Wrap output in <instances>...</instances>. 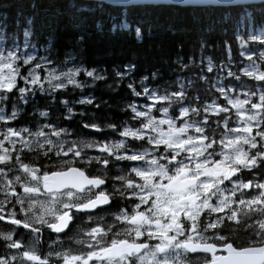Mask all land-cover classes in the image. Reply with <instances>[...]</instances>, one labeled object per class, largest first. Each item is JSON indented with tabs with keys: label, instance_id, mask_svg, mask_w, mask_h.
<instances>
[{
	"label": "snow or ice",
	"instance_id": "1",
	"mask_svg": "<svg viewBox=\"0 0 264 264\" xmlns=\"http://www.w3.org/2000/svg\"><path fill=\"white\" fill-rule=\"evenodd\" d=\"M213 30L209 26L202 34V46H215L206 38ZM23 35L27 48L34 33L25 29ZM41 47L50 55L40 59L56 53L54 31ZM4 48L0 221H7L9 231L0 233V264H264V173L257 172L264 165V71L255 63L238 69L250 79L227 88L212 84L214 94L203 102L197 93L172 105L170 97L182 98L186 85L158 96L146 86L147 75L139 91L126 84L132 96H147L139 106L124 103L120 111L129 116L118 125L101 122L95 112L78 121L89 133H115L120 139L113 142L66 126L95 103L85 88L106 81V70L98 73L79 58L82 43L65 52L61 62L71 66L63 70L42 68L31 52L21 56L18 44L5 40ZM129 68L135 71L136 64L125 63L123 73L113 69L116 87L105 88L117 90ZM207 71H213L211 60ZM226 75L232 80L231 70ZM150 76L156 79L157 73ZM30 101L35 103L28 110ZM57 105L62 111L54 112ZM26 111L29 121L23 119ZM197 112L202 115L193 118ZM114 200L118 207L110 220L86 216L89 227L78 230L79 238L69 235L77 213ZM45 229L55 239L46 240ZM240 233L244 239L238 240ZM62 237L79 247L65 249Z\"/></svg>",
	"mask_w": 264,
	"mask_h": 264
},
{
	"label": "trees",
	"instance_id": "2",
	"mask_svg": "<svg viewBox=\"0 0 264 264\" xmlns=\"http://www.w3.org/2000/svg\"><path fill=\"white\" fill-rule=\"evenodd\" d=\"M262 9L264 5L260 3L228 7L172 4L121 7L99 0H0V51L5 50L6 40L19 45L21 56L25 52H31L42 68L63 70L71 66L61 62L65 52L78 50L82 43L83 50L78 52L79 58L89 67L95 66L98 73L106 70V81L96 82L94 88H85L84 94L91 93L96 97L95 103L87 106L88 111L95 112L101 122L109 120L118 125L129 116L127 111H120L124 103L133 101L138 106L144 104V93L134 97L125 87L132 83L139 91L142 76H149L146 86L150 91L157 90L159 95L179 88L181 84L186 85L182 98L170 97L172 105H175L182 100L192 101L197 93L203 102L206 96L214 94L211 91L212 84L225 88L229 83L242 84L243 79L250 78L243 77L238 69L247 68L251 63L264 71V46H261L264 45ZM29 18H33L32 24L28 23ZM76 24H82V27H74ZM209 26L214 30L206 38L215 41V46L204 47L201 36ZM25 29L34 33L28 38L27 48L23 35ZM53 31L57 39V51L48 60L40 59L50 55L41 45L43 39ZM78 35L84 37L80 43L76 39ZM178 45H182V48ZM209 60L213 65L211 73L207 71ZM133 62L136 64L135 71L128 69V73L119 80L117 90L105 88L106 83H112L114 89L116 87L117 78L113 69L123 73V65ZM229 70L233 73L232 80L226 75ZM152 72L157 73L156 79L151 78ZM201 75L205 77L203 81L200 80ZM237 75L242 77L239 82L235 80ZM221 76L224 77L223 80L220 79ZM189 88L192 89L191 94L188 93ZM76 95L80 93L77 91ZM37 99L43 107L45 101L40 97ZM34 103L35 101H30L28 110ZM95 104L100 107L96 108ZM79 107L77 106V111ZM60 111L62 109L57 105L54 112ZM195 115L202 113H195L193 118ZM23 119H32L28 111ZM89 119V116H77L66 126L74 128L77 133L84 132L85 129L79 128L78 121ZM84 134L87 135L85 132ZM113 136L116 134L109 136L105 132L99 133L100 139H111ZM257 172L264 173V165ZM261 178L264 179V176ZM115 202L114 200L112 206L117 203ZM235 238L244 239V235L240 233Z\"/></svg>",
	"mask_w": 264,
	"mask_h": 264
},
{
	"label": "flooded vegetation",
	"instance_id": "3",
	"mask_svg": "<svg viewBox=\"0 0 264 264\" xmlns=\"http://www.w3.org/2000/svg\"><path fill=\"white\" fill-rule=\"evenodd\" d=\"M79 110H81V106L79 107ZM85 111V115L82 117V118H85L86 116H89L88 113H89V108L86 106L84 107L83 109ZM81 117V116H79ZM80 128V127H79ZM81 131V130H80ZM87 135H90V134H93V135H97L99 137V134H95V133H89L88 130H85L84 131ZM107 135L108 134H114L113 132H105ZM0 199H3V193H0ZM117 202V203H116ZM115 205L112 206L111 205H105L103 207H98L96 208L94 211L92 212H84V213H77L76 214V217H77V227L73 228L71 232H69V235L74 237V238H79L78 237V230L79 229H87L89 227V224L88 222L85 220V217L86 216H96V215H103L104 216V219L105 221L107 220H110L111 219V216H110V213L116 208L118 207V201H116ZM9 207V210H11V205L8 206ZM20 216V213L17 212L16 213V218H19ZM7 223V221H0V233H6L9 231V229L7 227H5V224ZM13 228H15L16 226H12ZM3 229V230H2ZM2 235H0V244H2L4 241H3V236L1 237ZM44 238L46 240L48 239H55V234H51L47 231V229L44 230ZM29 237L26 235L25 236V240H28ZM62 239H64L62 237ZM64 247L65 249H68V248H76V247H79L78 245H75L72 243V241L68 240V239H64ZM40 251H43L42 249H38V252L37 254H40ZM75 254V253H73ZM202 255V254H201Z\"/></svg>",
	"mask_w": 264,
	"mask_h": 264
},
{
	"label": "water",
	"instance_id": "4",
	"mask_svg": "<svg viewBox=\"0 0 264 264\" xmlns=\"http://www.w3.org/2000/svg\"><path fill=\"white\" fill-rule=\"evenodd\" d=\"M97 1V0H92ZM114 6L130 7L141 4H172L180 6H200V7H215V6H237L246 4H256L259 0H99Z\"/></svg>",
	"mask_w": 264,
	"mask_h": 264
},
{
	"label": "rangeland",
	"instance_id": "5",
	"mask_svg": "<svg viewBox=\"0 0 264 264\" xmlns=\"http://www.w3.org/2000/svg\"><path fill=\"white\" fill-rule=\"evenodd\" d=\"M47 68H49V67H47ZM258 68V67H257ZM259 69V68H258ZM262 71V70H261ZM144 103H145V101H143ZM116 137L114 136L113 138H111V141H115V140H117V139H120V137H117V139H115Z\"/></svg>",
	"mask_w": 264,
	"mask_h": 264
},
{
	"label": "bare ground",
	"instance_id": "6",
	"mask_svg": "<svg viewBox=\"0 0 264 264\" xmlns=\"http://www.w3.org/2000/svg\"><path fill=\"white\" fill-rule=\"evenodd\" d=\"M113 137H114V136H113ZM115 137H116L115 139H117L118 136L116 135ZM2 230H3V229H2ZM1 237H2V236H1Z\"/></svg>",
	"mask_w": 264,
	"mask_h": 264
}]
</instances>
